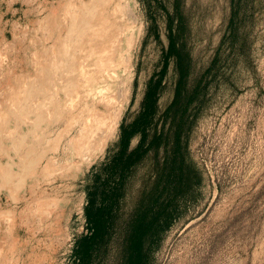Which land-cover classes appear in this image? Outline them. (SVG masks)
Segmentation results:
<instances>
[{
  "label": "rangeland",
  "instance_id": "1",
  "mask_svg": "<svg viewBox=\"0 0 264 264\" xmlns=\"http://www.w3.org/2000/svg\"><path fill=\"white\" fill-rule=\"evenodd\" d=\"M83 1L0 0V129L6 119L9 135L30 129L10 109L34 64L45 68L60 46L65 9ZM134 1L125 16L137 22L127 61L136 76L118 95L126 109L116 140L88 172H47L41 202L58 204H37L45 191L29 182L0 193V264H128L139 216L151 225L139 264H264V0ZM116 4L103 3L108 26ZM178 56L188 72L179 96Z\"/></svg>",
  "mask_w": 264,
  "mask_h": 264
},
{
  "label": "bare ground",
  "instance_id": "2",
  "mask_svg": "<svg viewBox=\"0 0 264 264\" xmlns=\"http://www.w3.org/2000/svg\"><path fill=\"white\" fill-rule=\"evenodd\" d=\"M106 1H83L65 9L60 46H51L45 68L34 64L33 82L8 114L15 126L30 124V129L13 137L6 119L5 130L0 129V154L7 160L5 167L0 165V193L26 191L27 182L32 190L45 191L53 182L46 177L51 169L58 180L64 169L88 172L116 140L126 109V97L118 95L121 87L132 92L136 76L128 62L136 44L137 22L135 15L125 13L127 6L137 3L117 0L111 12L115 23L108 26ZM30 100L32 105L25 107ZM97 103L100 109L94 107ZM40 196L37 204L49 195L45 191ZM41 203L58 204L56 199Z\"/></svg>",
  "mask_w": 264,
  "mask_h": 264
},
{
  "label": "trees",
  "instance_id": "3",
  "mask_svg": "<svg viewBox=\"0 0 264 264\" xmlns=\"http://www.w3.org/2000/svg\"><path fill=\"white\" fill-rule=\"evenodd\" d=\"M174 45L173 43H171L170 48L173 49ZM171 50V49H170ZM178 63H179V68H180V83L178 86V92H177V96L180 95V91L181 89L185 86L186 80H187V71L186 68L183 64V59L181 56H178ZM128 135L124 137L123 139V146L125 147L127 140H128ZM101 214V210L98 211V213L96 214V218H95V228H94V236L97 235V233H99V226H100V219L101 216H99ZM150 223L146 222V218L144 219L142 216H139L136 218V220L134 221V231L131 234L130 239V243H129V262L128 264H139L140 261V253L142 251V246H143V241L144 238L147 234V232L149 231L150 228Z\"/></svg>",
  "mask_w": 264,
  "mask_h": 264
}]
</instances>
